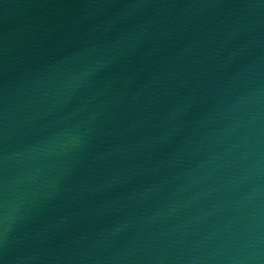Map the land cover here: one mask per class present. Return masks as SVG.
<instances>
[{
    "label": "water",
    "instance_id": "95a60500",
    "mask_svg": "<svg viewBox=\"0 0 264 264\" xmlns=\"http://www.w3.org/2000/svg\"><path fill=\"white\" fill-rule=\"evenodd\" d=\"M0 264H264V0H0Z\"/></svg>",
    "mask_w": 264,
    "mask_h": 264
}]
</instances>
